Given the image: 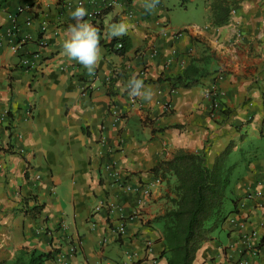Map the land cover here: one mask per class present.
I'll use <instances>...</instances> for the list:
<instances>
[{"label": "crops", "instance_id": "1", "mask_svg": "<svg viewBox=\"0 0 264 264\" xmlns=\"http://www.w3.org/2000/svg\"><path fill=\"white\" fill-rule=\"evenodd\" d=\"M84 1L88 12L112 0ZM114 1L99 22L84 18L100 40L89 74L62 49L76 0H0V264L32 251L52 253L43 264H168L154 218L169 206L175 178L152 169L181 149L203 150L211 166L230 143L227 217L192 264H264V0H226L220 25L217 0H180L194 15L180 25L172 0ZM120 22L124 55L111 45L122 37L109 41ZM190 65L209 74L172 87L166 79ZM131 79L150 100L131 95ZM109 164L135 190L113 185Z\"/></svg>", "mask_w": 264, "mask_h": 264}, {"label": "trees", "instance_id": "2", "mask_svg": "<svg viewBox=\"0 0 264 264\" xmlns=\"http://www.w3.org/2000/svg\"><path fill=\"white\" fill-rule=\"evenodd\" d=\"M214 24L227 21L230 7L226 0H217ZM237 0H231V5ZM120 41L122 47L116 51L124 55L130 48L127 37L115 38L111 45ZM193 65L188 66L180 74L168 77L172 87H191L200 82V77L208 72H201ZM233 144L230 143L208 165L206 153L202 151L187 152L177 150L172 157L160 161L152 172L169 183L170 177L175 181L168 195L169 206L154 218V222L162 223V232L166 244L163 254H168V264H192L197 250L202 243L212 237L214 229L227 217L226 204L228 188L231 183L233 167L229 165V157ZM38 206L28 210L35 217ZM52 258L51 252L37 253L32 251L27 259L17 258L14 264H43Z\"/></svg>", "mask_w": 264, "mask_h": 264}, {"label": "clouds", "instance_id": "3", "mask_svg": "<svg viewBox=\"0 0 264 264\" xmlns=\"http://www.w3.org/2000/svg\"><path fill=\"white\" fill-rule=\"evenodd\" d=\"M87 10L81 5L76 7L71 17L75 21L70 24L63 39V54L70 60L76 61L93 74L100 55V40L98 30L91 23L84 20ZM128 26L123 23H113L109 27V41L112 37H122L127 34ZM128 87L133 96H141L150 100L152 92L146 88L143 81L131 79ZM143 89V91H142Z\"/></svg>", "mask_w": 264, "mask_h": 264}, {"label": "built area", "instance_id": "4", "mask_svg": "<svg viewBox=\"0 0 264 264\" xmlns=\"http://www.w3.org/2000/svg\"><path fill=\"white\" fill-rule=\"evenodd\" d=\"M87 2H88V1H87ZM89 2H90V1H89ZM75 4H76L77 6H81V5L84 6V5L86 4V1H84V0H76ZM114 4H115V1L112 0V1H110V2H108V3H106L103 7L94 8V9H92V10H90V11L87 12V13H88V14H87V17H88V18H91V19L94 20V21H98V22H99L100 18L103 16L104 11H105L106 9H108V8H110V7H112V6H114ZM24 9H25V7H20V8H19V11H22V10H24ZM11 20H12V28H10L9 31H10L11 35H13V34L16 35V33H17V31H18V27H17V23H16V18H15L14 16H11ZM27 24H29V23L27 22ZM44 28H45V27L42 26V30H44ZM26 37H27V36H24V37H20V38H18V40L10 46L11 51H14V52L17 51V50L20 48L21 44L25 42ZM43 43H44L43 40L40 39V40H39V45L42 46ZM121 47H122V44H121L120 41H118V42H116L115 44H113L112 49H113L114 51H118ZM34 56H35V57H39V52H36V53L34 54ZM32 64H33L32 61H29V60H27V59L22 60V65H23V66H29V65H32ZM128 88H129V87H128ZM129 89H130V88H129ZM131 102H134V103L136 102L134 97L131 98ZM167 108H169V105H168ZM113 116H115L116 121H119V120H120V117H121V114L118 113V112H116V111H114V112H113ZM107 168H108L109 173H110V175H111V178H112V180H113V185H115V186H117V187H119V188L125 189L126 191H132V190H135V188H133L131 185L125 183V182L122 180V178H121V176H122L121 171H119V170L114 166V164H109V166H108ZM52 190H54V188H52ZM102 206H103V205H96V206L94 207V209H95V210H99ZM107 206H108V205H107ZM111 206H112V207L109 206L110 209L114 207V205H111ZM115 232H116L117 235H122V234H124V232H125V224H124L123 221L119 222L118 226H117L116 229H115ZM71 250L73 251V250H74V247H72Z\"/></svg>", "mask_w": 264, "mask_h": 264}, {"label": "rangeland", "instance_id": "5", "mask_svg": "<svg viewBox=\"0 0 264 264\" xmlns=\"http://www.w3.org/2000/svg\"><path fill=\"white\" fill-rule=\"evenodd\" d=\"M173 2H177L176 5L171 4V10H172V22L175 24H181L182 22H186L188 18L194 17L193 14H191L190 10H187V8H184L181 6L180 0H172Z\"/></svg>", "mask_w": 264, "mask_h": 264}]
</instances>
